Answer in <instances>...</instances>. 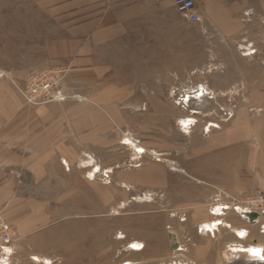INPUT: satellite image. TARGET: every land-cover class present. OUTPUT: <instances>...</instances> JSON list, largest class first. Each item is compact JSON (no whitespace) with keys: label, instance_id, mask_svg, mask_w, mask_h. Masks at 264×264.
<instances>
[{"label":"rangeland","instance_id":"obj_1","mask_svg":"<svg viewBox=\"0 0 264 264\" xmlns=\"http://www.w3.org/2000/svg\"><path fill=\"white\" fill-rule=\"evenodd\" d=\"M229 3L239 31L165 6L155 32L125 34L108 62L100 48L87 77L51 56L68 34L35 0H0V140H55L0 264H264V214L246 216L264 186L222 183L228 155L203 149L237 137L245 165L264 114V0ZM44 71L62 97L27 102L19 88Z\"/></svg>","mask_w":264,"mask_h":264},{"label":"crops","instance_id":"obj_2","mask_svg":"<svg viewBox=\"0 0 264 264\" xmlns=\"http://www.w3.org/2000/svg\"><path fill=\"white\" fill-rule=\"evenodd\" d=\"M35 1L45 14L53 18L59 31L68 34L65 38L60 37L53 42L50 47L51 56L58 61L66 59L65 62L71 64V72L85 73L87 77L99 74L97 56L100 48L105 53V62H108L110 53L107 50L114 42L124 39L125 34L129 33H151L153 28L155 29L153 24L156 26L158 23L157 18L165 14L167 10L165 6L169 7L171 13L175 9L172 0ZM240 2L241 4H236L237 7L246 5V0ZM197 4L199 14L197 22L213 24L219 32L232 33L241 29V18L229 10L231 6L229 0H197ZM171 27L173 26L169 28ZM0 95L10 97L12 93L9 90H2ZM55 107V105L48 107L44 114L45 120L55 117L48 114ZM71 111L76 112L74 109ZM92 111L90 108L87 109L86 116L81 119L89 126L92 125V117L89 120L87 115ZM255 125L253 132L256 133V140H243L246 149L250 147V152L252 151L245 165H239L238 145L241 142L236 140L237 137L231 140H204L205 153L210 151L215 153L214 155H228L231 180L227 183L224 179L221 180L222 183L235 187L264 186V114ZM52 131L53 129L50 132ZM48 141L51 142L50 146L47 144ZM53 141L55 140H0V211L11 223H18L21 215L31 205L29 197L24 195V192L29 190L26 180L29 170L33 176H41L42 186L45 183V159L47 154L53 151ZM247 144L250 145L246 146ZM184 170L187 176L192 177V173ZM205 183L211 184L206 181ZM32 190L41 191L44 188ZM14 215H19V218H15Z\"/></svg>","mask_w":264,"mask_h":264},{"label":"built area","instance_id":"obj_3","mask_svg":"<svg viewBox=\"0 0 264 264\" xmlns=\"http://www.w3.org/2000/svg\"><path fill=\"white\" fill-rule=\"evenodd\" d=\"M179 16L189 23L199 20L197 0H172ZM58 84L57 73L44 71L32 77V80L20 93L27 102L37 103L40 101L58 100L62 97L59 91H55ZM248 210L264 214V196L250 195L247 198ZM15 237V231L11 223L0 211V259L7 263L12 253L11 246Z\"/></svg>","mask_w":264,"mask_h":264},{"label":"water","instance_id":"obj_4","mask_svg":"<svg viewBox=\"0 0 264 264\" xmlns=\"http://www.w3.org/2000/svg\"><path fill=\"white\" fill-rule=\"evenodd\" d=\"M246 216L248 217V219L250 220H254L256 217H257V213L256 212H253V211H249V212H246ZM250 220V221H251Z\"/></svg>","mask_w":264,"mask_h":264}]
</instances>
